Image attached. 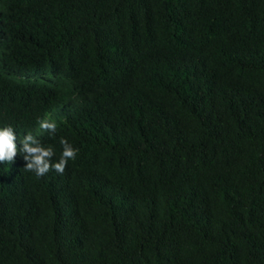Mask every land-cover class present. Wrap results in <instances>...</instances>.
I'll list each match as a JSON object with an SVG mask.
<instances>
[{"label":"trees","instance_id":"16d2710c","mask_svg":"<svg viewBox=\"0 0 264 264\" xmlns=\"http://www.w3.org/2000/svg\"><path fill=\"white\" fill-rule=\"evenodd\" d=\"M6 125L79 151L0 163V264H264V0H0Z\"/></svg>","mask_w":264,"mask_h":264},{"label":"clouds","instance_id":"9594fccd","mask_svg":"<svg viewBox=\"0 0 264 264\" xmlns=\"http://www.w3.org/2000/svg\"><path fill=\"white\" fill-rule=\"evenodd\" d=\"M39 128L52 134L56 132L57 125L47 118L38 121ZM17 137L14 134L13 127L6 125L0 127V163L11 164L19 151L26 162L25 171L33 172L37 177H42L50 170H55L58 174H63L69 160H74L77 156L78 149L70 144L66 139L61 138L59 143L62 148L61 155L56 162H53L55 151L53 147H45L39 139L31 133L24 135L20 140L18 149L15 143Z\"/></svg>","mask_w":264,"mask_h":264}]
</instances>
